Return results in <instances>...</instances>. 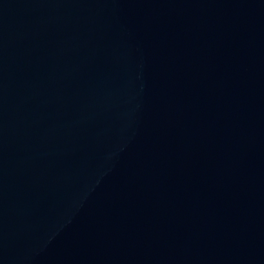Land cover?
I'll return each mask as SVG.
<instances>
[{
    "label": "water",
    "instance_id": "1",
    "mask_svg": "<svg viewBox=\"0 0 264 264\" xmlns=\"http://www.w3.org/2000/svg\"><path fill=\"white\" fill-rule=\"evenodd\" d=\"M0 264H264V0H0Z\"/></svg>",
    "mask_w": 264,
    "mask_h": 264
}]
</instances>
